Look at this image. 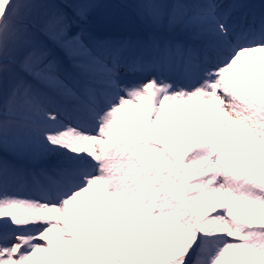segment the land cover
<instances>
[{
    "label": "snow or ice",
    "instance_id": "1",
    "mask_svg": "<svg viewBox=\"0 0 264 264\" xmlns=\"http://www.w3.org/2000/svg\"><path fill=\"white\" fill-rule=\"evenodd\" d=\"M0 264H264V0H0Z\"/></svg>",
    "mask_w": 264,
    "mask_h": 264
},
{
    "label": "bare ground",
    "instance_id": "2",
    "mask_svg": "<svg viewBox=\"0 0 264 264\" xmlns=\"http://www.w3.org/2000/svg\"><path fill=\"white\" fill-rule=\"evenodd\" d=\"M193 107H195V106H193Z\"/></svg>",
    "mask_w": 264,
    "mask_h": 264
}]
</instances>
